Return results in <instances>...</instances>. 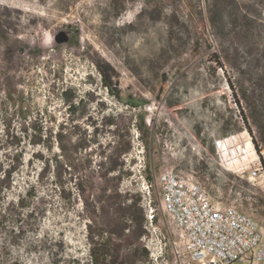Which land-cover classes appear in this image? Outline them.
<instances>
[{"label": "rangeland", "instance_id": "1", "mask_svg": "<svg viewBox=\"0 0 264 264\" xmlns=\"http://www.w3.org/2000/svg\"><path fill=\"white\" fill-rule=\"evenodd\" d=\"M263 45L264 0H0V158L20 138L21 184H34L36 205L47 209L39 237L14 252L27 264H79L91 260L90 236L95 245L114 237L101 234V157L90 139L110 142L109 122L122 132L130 117L133 148L119 159L122 206L135 198L145 213L150 189L158 207V177L173 168L264 228L263 168L248 178L251 167H262L264 138H255L259 154L232 95L247 88L254 121L264 125ZM94 60L113 70L120 97L101 84ZM248 139L252 150L244 153ZM120 218L131 224L128 214ZM144 229L121 250L131 264L183 263L184 240L168 214L158 209L153 225L145 217Z\"/></svg>", "mask_w": 264, "mask_h": 264}, {"label": "trees", "instance_id": "2", "mask_svg": "<svg viewBox=\"0 0 264 264\" xmlns=\"http://www.w3.org/2000/svg\"><path fill=\"white\" fill-rule=\"evenodd\" d=\"M261 52L260 59L264 61V45ZM217 62L222 65L221 61L217 60ZM94 64L100 73L101 84L110 94L120 97L121 91L114 80L115 73L113 70L101 60H94ZM229 86H231L230 83ZM166 88V81H163L158 95L161 96L166 91ZM63 92L67 93V89ZM232 95L239 109L238 117L252 135L255 149L260 154L262 149L255 138H264V125L258 126L255 122L256 104L252 101L248 89L242 85L238 86L237 91L234 90ZM67 101L69 102L68 108L72 113L76 109V103L73 99ZM134 107L136 106L134 105ZM132 120L133 117H130V121L122 129V132L120 125L111 120L109 124L115 125V127L110 132L115 138L108 143L98 138L90 139L92 143L96 144V148H91V150L97 152L101 157L98 167L103 179L101 182L102 192L96 198L101 218V234L104 235V233L108 232L113 234L114 237H110L108 241L99 242L98 245H95L93 237L90 236L89 239L93 243L89 248L91 260L79 264H131L127 258V253L123 254L121 250L125 245L135 243V239L145 232V213L141 208L137 207L138 200L132 198L130 204L122 206V194L118 190L123 165V162H119V159L122 155L128 154L133 148V138L130 132ZM254 129L257 132L256 135H253ZM5 131H7L6 135L8 136L10 133L8 126L5 127ZM125 135L126 138H122ZM8 139L3 138L2 140L8 141ZM19 139L11 138L9 143L11 146H15L14 150L8 149L0 158V264H27L22 256L14 252V248L20 247L28 238L39 237L42 220L47 213L45 207L36 205V196L33 194L35 185L21 184L23 180L21 172L25 167V158L23 150L18 147L21 144ZM58 141L63 155L68 157L67 147L63 143V138H58ZM260 157L264 170V160L261 154ZM68 165L74 167L73 162H69ZM115 171H119L117 176H107L109 172ZM108 189H110V193H107ZM126 214H128L131 221L130 225L121 221L120 217ZM92 219L96 222V218ZM92 223L93 221L87 225L89 234L92 233ZM125 229H129L128 234H125ZM142 250L144 255L148 254V250L145 247ZM51 262L52 264H57V260H52Z\"/></svg>", "mask_w": 264, "mask_h": 264}, {"label": "built area", "instance_id": "3", "mask_svg": "<svg viewBox=\"0 0 264 264\" xmlns=\"http://www.w3.org/2000/svg\"><path fill=\"white\" fill-rule=\"evenodd\" d=\"M245 167L237 168L241 175L247 171ZM261 170V166L251 167L248 178L260 176ZM158 185L162 194L158 207L147 190L146 224L153 225L158 209L173 219L184 240V248L177 251L182 264H264V228L252 214L235 204L214 203L194 174L166 169L160 173Z\"/></svg>", "mask_w": 264, "mask_h": 264}, {"label": "bare ground", "instance_id": "4", "mask_svg": "<svg viewBox=\"0 0 264 264\" xmlns=\"http://www.w3.org/2000/svg\"><path fill=\"white\" fill-rule=\"evenodd\" d=\"M251 146H252V145H251V143H250V140L248 139V140L246 141V152L252 150V147H251ZM237 149L239 150L238 146H237ZM242 153H243V152H242Z\"/></svg>", "mask_w": 264, "mask_h": 264}]
</instances>
